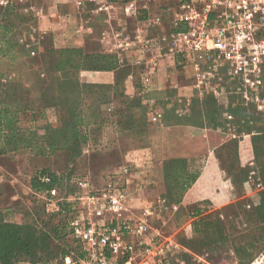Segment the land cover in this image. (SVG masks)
I'll return each instance as SVG.
<instances>
[{"label": "rangeland", "instance_id": "rangeland-1", "mask_svg": "<svg viewBox=\"0 0 264 264\" xmlns=\"http://www.w3.org/2000/svg\"><path fill=\"white\" fill-rule=\"evenodd\" d=\"M26 1L0 6V22L9 19L16 25L8 37L14 36L18 45L17 32L31 13L25 8ZM134 1L143 5L142 0ZM162 2L155 0L147 5L148 10L144 8L140 24L134 27L143 33L124 44V52L117 57L118 74L73 75L78 86L97 81L99 76L102 83L98 84L105 86L100 90L103 98L115 97L98 105L99 90H82L86 91V95L82 92V114L95 125L81 133L86 137L83 143L73 145L74 152H79L75 179L89 177L97 189L113 177L123 183L127 174L144 182L140 185L146 190L153 179L161 202L137 205L130 199L129 204L136 213L143 206H154L149 216L150 236L162 247L160 257L167 264H264V59L263 87L245 90L242 76H233L226 62L210 74L211 60L190 49L180 52L185 44L169 53L174 34L164 30L173 25L177 10L164 8ZM209 26L213 27L212 19ZM185 28L182 25L179 32ZM23 49L24 53L10 51L0 57V106L8 103L11 111L18 110V135L22 137L17 152L0 155V216L14 223H35L46 231L41 223L47 220L39 203L42 200L27 187L40 167L63 169L61 153H42L54 139L65 145L69 133L54 130L61 129L68 118L65 101L70 105L80 101L64 83L49 82L53 58L46 54L48 48L45 53L42 49L34 53L39 48L24 43ZM166 57L178 60L175 78L170 80L173 91L156 90L149 82L156 73L150 74L151 68L158 67L156 59ZM181 86L188 89V96L177 94ZM210 97L217 105L214 115L205 113L202 105ZM135 100L141 107L131 109L129 102ZM233 105L241 109L237 116L246 119L237 132L226 119ZM2 148L8 145L0 142ZM171 160L169 166H180L183 176H197L186 191L178 189L177 179L183 180L175 179V172L166 176L163 171L164 163ZM70 187L62 190L68 192ZM194 209L208 218L200 222L199 217L187 216ZM150 259L151 264H160L159 256Z\"/></svg>", "mask_w": 264, "mask_h": 264}, {"label": "built area", "instance_id": "built-area-1", "mask_svg": "<svg viewBox=\"0 0 264 264\" xmlns=\"http://www.w3.org/2000/svg\"><path fill=\"white\" fill-rule=\"evenodd\" d=\"M23 1L0 0V6ZM153 1L142 0V6L147 9ZM165 1L175 3L177 16L174 20L186 27L185 31L172 35L169 53L176 52L178 45L183 43L186 48L178 49L180 52L190 49L199 57L211 60L208 73L213 74L219 63L226 62L233 76H242L243 89L263 87L264 0ZM133 2L129 0L128 4ZM106 6L104 4L101 9L106 10ZM31 11L34 16L38 15L35 9ZM226 119L230 122L233 116L227 114ZM39 179L44 184L50 182L47 175L40 174ZM75 183L78 191L71 198L60 196L56 188L36 194L49 212H58L60 201L75 205L76 213L67 220L66 226L81 254L71 252L63 257L62 264H147L150 258L157 256L160 264L166 262L165 257H160L162 247L150 236L149 216L153 207L143 206L139 213L130 207L131 194L126 177L123 183L110 178L97 189L89 177L76 179ZM18 264L41 263L21 261Z\"/></svg>", "mask_w": 264, "mask_h": 264}, {"label": "trees", "instance_id": "trees-1", "mask_svg": "<svg viewBox=\"0 0 264 264\" xmlns=\"http://www.w3.org/2000/svg\"><path fill=\"white\" fill-rule=\"evenodd\" d=\"M123 2H126V0ZM162 6L170 9L175 6V3L169 4L163 0ZM15 29L16 25L12 24L9 19H4L0 22V57L8 55L7 52L9 53L10 51H12L14 55L23 52L15 37H8L9 31H15ZM49 52V55L53 58V62L49 68V82L51 85L61 82L67 85V87L64 88H68L72 92L71 94H78L80 104L70 105L65 101L68 118L65 120L64 126L61 129L54 130L56 133H62V129H65V133H69L66 137L65 145H60L58 141L54 139L49 143V147L43 150L46 152L42 153V156L61 153L62 157H65L62 165L64 166L63 169L60 170L61 172L52 171L50 169L37 170L30 179V188L34 196H37L36 194H43L51 188H56L60 196L71 198L78 191L75 183L74 171L75 159L79 156V152H74L75 149L73 145L75 143H83L86 137L85 135H81V133H87V130L95 125V122H88L87 117L82 114V108L85 106V104H83L85 98L82 96L86 93L85 90H82L94 89L100 91L105 87L104 85L91 83H83L78 86L73 75L80 72H116V74H118L121 67L119 66L120 64L118 63L117 56L112 54H85L82 50L71 48L50 49ZM123 71L124 70H122V72ZM45 81L46 80L43 82ZM98 94L100 99L96 102L98 105H101L100 102L106 103L115 98L114 96L103 98L104 93L101 91L98 92ZM91 98L90 96V99ZM136 102V100L130 101L129 107L131 109L141 107V105ZM202 105L204 106L205 113L210 112L213 115L217 113V105L212 97L205 98ZM237 107V105L229 107V111L231 112L230 115L233 116V120L230 121V123L232 122L231 127L236 132L239 131L242 124L246 121L244 116H237L236 113L241 110ZM17 111V109L11 111L8 103H4L0 106V142H5V144L8 145V148L0 149V155H7L18 151V146L22 137L18 135ZM25 111L26 110L23 112ZM5 133H10V136H5ZM70 140L74 142L68 144ZM172 161L174 160L164 163L165 166L163 171L166 176L175 172V179L181 178L183 180L182 182L177 179L179 183L178 189L180 191H186L189 186L194 183L197 176H183L182 173H179L181 172L180 166H169V163ZM40 174L47 175L50 178V182L47 184L42 183L39 179ZM68 186H71L69 191L64 192L62 188L65 189ZM37 202H39V199ZM174 202L179 203L180 201L174 200ZM39 203H41L42 213L47 217V220H41L43 226L48 228V230L45 229L46 231L38 229L35 223H14L5 221V219L0 216V264H14L16 261L20 260H26L30 263L62 264L63 257L71 254V252H73L74 255L81 254L80 247L70 238L66 226L67 220L73 218L76 213L75 205L60 201L58 202L59 211L49 212L44 202L41 201ZM182 211L186 212L185 209H182ZM187 216L190 218L199 217L198 221L200 222L208 218L200 217L201 210L197 211L195 209L188 211ZM164 264H167V262Z\"/></svg>", "mask_w": 264, "mask_h": 264}, {"label": "crops", "instance_id": "crops-1", "mask_svg": "<svg viewBox=\"0 0 264 264\" xmlns=\"http://www.w3.org/2000/svg\"><path fill=\"white\" fill-rule=\"evenodd\" d=\"M123 1L27 0L25 8L30 10L31 8L35 9L38 11V15L34 16L32 11L30 14H27V21L24 22L25 24L17 32V39L20 42L19 47L22 50H26L23 49L24 43H29L30 48L37 46L39 51L35 52L33 49L34 53H39L41 49L45 53V48H48L46 50V54L48 53V55L50 49L71 48L82 50L85 54H112L119 57L124 52L123 46L126 41L133 40L137 34L143 33H140L134 27L140 24L141 13H145L144 7L139 2L128 4L129 0ZM104 4L107 5L106 10L101 9ZM134 13L136 14L133 15ZM172 23L173 25L171 27L168 26L169 29L164 31L177 34L182 30V25L175 22V20ZM156 60H158V67L151 68L150 74H153V71H156V73L155 76H151L150 84L156 90L167 89L168 91H173L170 80L175 78L176 75L177 70L174 67L178 62L177 58L166 57ZM97 74H100L99 76L112 75L111 72H98ZM99 76V80H93L90 83H102ZM104 83L111 82L106 81ZM181 87L180 91H177V94L182 93L183 96H188V89L185 86ZM172 94L175 95L176 93ZM48 168L45 166L39 169ZM133 177L131 175L126 176L127 187L132 201L138 202L137 205L140 203L145 204V202L149 204L150 201L161 202V196L155 192L156 184L153 179L147 182L148 186H150L146 190V187L144 188V186L140 185V183L144 185V182ZM27 189L32 191L30 181ZM133 207L137 208V206ZM152 207L154 206L152 205ZM21 261L26 260H20L17 264ZM141 262L143 261L139 263ZM147 264H151V260Z\"/></svg>", "mask_w": 264, "mask_h": 264}]
</instances>
